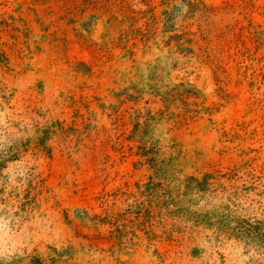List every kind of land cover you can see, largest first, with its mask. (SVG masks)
I'll list each match as a JSON object with an SVG mask.
<instances>
[{
    "label": "rangeland",
    "instance_id": "rangeland-1",
    "mask_svg": "<svg viewBox=\"0 0 264 264\" xmlns=\"http://www.w3.org/2000/svg\"><path fill=\"white\" fill-rule=\"evenodd\" d=\"M0 47V152L65 128L50 156L29 144L3 170L0 261L73 245L69 264H254L234 240L156 211L126 216L124 248L90 219L140 198L151 171L132 133L148 111L165 112L157 136L186 176L225 174V194L194 210L231 196L264 219V0H0Z\"/></svg>",
    "mask_w": 264,
    "mask_h": 264
},
{
    "label": "trees",
    "instance_id": "trees-1",
    "mask_svg": "<svg viewBox=\"0 0 264 264\" xmlns=\"http://www.w3.org/2000/svg\"><path fill=\"white\" fill-rule=\"evenodd\" d=\"M8 65L9 58L0 47V69L8 68ZM188 88L198 91L192 84H188ZM179 94L180 91L176 90L171 96L176 98ZM164 114V111L158 113L148 111L140 115L134 125L132 134L138 144V155L151 171L148 182L139 188L140 198L124 213L108 211L105 216L94 215L90 221L96 225V228L98 224L111 226L109 239L118 247L124 248L123 239L129 234L127 224L131 222L126 216L132 214L134 220H144L142 222L147 223L152 212L156 211L155 214L160 215L161 218L191 223L194 226L213 230L218 236L227 240H234L247 252L253 251L259 257L255 258L254 264H264V219L238 213L237 204L231 196L223 197L220 205L212 212L194 210V207L200 206L207 195L216 192L217 186L225 194L227 186L221 182L225 174L207 172L201 177L186 176L179 163L176 146L167 149L162 145L161 139H158L156 129ZM57 130L65 131L61 122L46 124L37 128L34 136L0 152V179L3 178V170L8 163L18 160L20 152L29 144H33L50 156L49 141ZM49 250L46 256L39 253L26 259L14 256L11 260H1L0 264H69L77 253L73 245L62 248L51 246Z\"/></svg>",
    "mask_w": 264,
    "mask_h": 264
}]
</instances>
